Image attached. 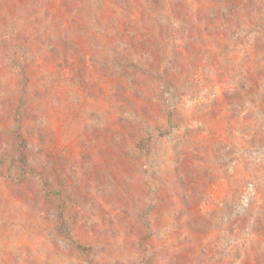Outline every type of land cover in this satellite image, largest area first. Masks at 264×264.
<instances>
[{
  "label": "rangeland",
  "instance_id": "obj_1",
  "mask_svg": "<svg viewBox=\"0 0 264 264\" xmlns=\"http://www.w3.org/2000/svg\"><path fill=\"white\" fill-rule=\"evenodd\" d=\"M0 264H264V0H0Z\"/></svg>",
  "mask_w": 264,
  "mask_h": 264
}]
</instances>
